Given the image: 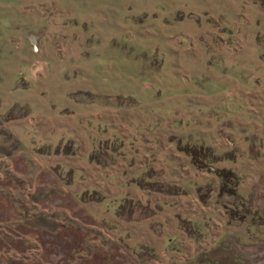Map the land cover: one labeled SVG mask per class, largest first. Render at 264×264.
<instances>
[{
	"label": "rangeland",
	"instance_id": "obj_1",
	"mask_svg": "<svg viewBox=\"0 0 264 264\" xmlns=\"http://www.w3.org/2000/svg\"><path fill=\"white\" fill-rule=\"evenodd\" d=\"M261 63V0H0V264H264Z\"/></svg>",
	"mask_w": 264,
	"mask_h": 264
},
{
	"label": "crops",
	"instance_id": "obj_2",
	"mask_svg": "<svg viewBox=\"0 0 264 264\" xmlns=\"http://www.w3.org/2000/svg\"><path fill=\"white\" fill-rule=\"evenodd\" d=\"M261 66H263L262 68H264V64L261 63ZM254 71H256V69H254ZM239 90H241V88H239ZM241 93H243V89L242 91H240ZM263 92V91H262ZM248 96H251L253 95L252 92H249V93H246ZM239 95H235V98H237ZM240 100V99H238ZM155 186H157V190L156 192H159V193H164L166 195H176V194H180V187L178 186H166L164 185L163 183H158V184H154ZM176 188V189H175ZM183 192V191H181Z\"/></svg>",
	"mask_w": 264,
	"mask_h": 264
},
{
	"label": "trees",
	"instance_id": "obj_3",
	"mask_svg": "<svg viewBox=\"0 0 264 264\" xmlns=\"http://www.w3.org/2000/svg\"><path fill=\"white\" fill-rule=\"evenodd\" d=\"M220 174H221V175L223 174V175H228V176L231 175V176H232V174H231L230 172H227V171H220ZM230 194H231V196H234V197L236 196V193H235L234 190H231V191H230Z\"/></svg>",
	"mask_w": 264,
	"mask_h": 264
},
{
	"label": "water",
	"instance_id": "obj_4",
	"mask_svg": "<svg viewBox=\"0 0 264 264\" xmlns=\"http://www.w3.org/2000/svg\"><path fill=\"white\" fill-rule=\"evenodd\" d=\"M261 2H262V5L264 6V0H261Z\"/></svg>",
	"mask_w": 264,
	"mask_h": 264
}]
</instances>
